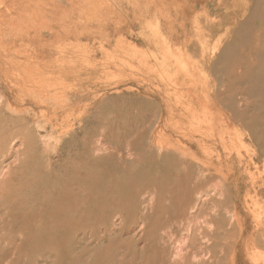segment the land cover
<instances>
[{
  "label": "rangeland",
  "instance_id": "374dc122",
  "mask_svg": "<svg viewBox=\"0 0 264 264\" xmlns=\"http://www.w3.org/2000/svg\"><path fill=\"white\" fill-rule=\"evenodd\" d=\"M0 1V44L4 53L15 54L22 60L34 51L38 55L46 54L40 59L37 57L42 64L47 58L59 57L64 46L70 48L68 52H75L73 45L81 40L78 50L82 49L85 56L77 64L83 67L87 61H93L97 69L93 77L80 86L82 91L78 94H84L81 97L68 94L66 101L59 105L60 109L59 106L40 104L26 97L19 99L17 95L12 96L10 89H15V78L10 80L13 85L9 79L0 83V134L6 136V140L20 136V132L29 136L23 152L0 183V264H66L73 254L69 251L75 248L82 253L83 264L100 262L90 260L93 257H108L109 264L110 259L113 264H126V214L137 217L140 196L157 186L162 196L156 209L158 227H168L167 217L178 215L180 219L186 211L184 208L187 206L182 208L178 202L183 188L192 191L204 187L216 190L217 194L221 193L223 202L219 194H215L218 198L211 196L214 206L209 203L210 209L214 207L213 213L209 205L193 210V218L198 222L195 225L201 226L203 223L200 220L203 219L213 220L210 216L213 214L218 217L217 221L221 218L230 231L234 224H231V216L227 214H234L237 225L235 222L236 226L226 235H219L223 236L222 240H217L220 242L219 254H226V257L223 256L225 264H234L233 250L237 253L236 264H242L239 257H242L245 241L251 264L264 263V0H249L259 3L262 22L244 28V31L251 29L254 36H243L241 46L235 43L240 47L236 56L227 54L225 61H222V51L217 47L232 36L234 18L241 16L238 12L249 3L247 0H181L183 8L178 7V1L175 4L167 2V5L164 0L162 11L166 25H155L158 15L152 12L149 16L140 10L138 16L142 13L140 18L145 17L147 23L135 25L132 29L125 23L126 0ZM93 4L108 7L102 10H108L106 15L111 18L112 27L104 30V37L109 41L83 33L74 42V30L81 27L95 29L96 25L91 22L86 26L75 23V18L84 17ZM182 12L187 14L182 15ZM165 26L169 28L165 30ZM65 28L67 35L61 31ZM60 31L61 36L58 34ZM256 31L263 33L260 40ZM147 38L153 42H148L152 46L144 51ZM120 41L126 47L120 45ZM116 42L124 48L115 51ZM133 44H136L135 53L138 54L136 51L139 50L140 59H148L150 72H156L157 79L149 80L145 73H135L131 69L137 62L132 59L135 53L129 46ZM113 52L129 56L124 68L116 64ZM107 57L110 59L107 60ZM33 59L29 61L31 66H38ZM47 62V68H53L55 61ZM47 68L44 75L50 70ZM4 71L3 74L6 73ZM254 73L256 78L252 79ZM72 81L67 78L65 85L73 84ZM187 87L193 92V97L196 93L199 95L194 100L200 97L203 106L209 102L203 101L207 94V100H211L214 109L219 111L218 117L225 128V140L222 139L225 145L216 136L210 138L207 135L209 131L203 127L200 132H195L192 128L179 125L184 118L183 104L186 100L193 101L192 96L187 99L179 94L180 91H187ZM91 90L95 100L88 96L87 92ZM157 96L172 103H168V107L173 108L171 114L165 105H159ZM178 99H181L180 103ZM8 100L16 111H23L26 116L16 120L9 111H5ZM258 108L260 111L256 110ZM67 111H74L73 117L72 112ZM167 116L169 121H173L168 124L172 126L176 122L175 129L167 127L163 119ZM151 125L153 135L169 134L179 144L185 142L181 138L182 129L192 135L193 141L204 140L212 162L203 170L193 164H185L186 168L182 170L184 163L175 157L158 159L152 154L147 156L144 145L150 136L148 128ZM0 149L6 150L5 144L0 145ZM191 151L201 154L194 147ZM218 155L220 157L216 159ZM218 168L223 170L224 176H211ZM155 178L159 180L157 186ZM153 223L152 227L156 225ZM97 242L100 245L96 246Z\"/></svg>",
  "mask_w": 264,
  "mask_h": 264
},
{
  "label": "bare ground",
  "instance_id": "6f19581e",
  "mask_svg": "<svg viewBox=\"0 0 264 264\" xmlns=\"http://www.w3.org/2000/svg\"><path fill=\"white\" fill-rule=\"evenodd\" d=\"M68 1H66V2H68ZM95 1L96 0H94V2ZM114 1H117V0H114ZM126 1H127L126 2V7L124 6V9L126 8V12H125V14H126V20L125 21L126 22L125 23L129 25L130 29L135 28L134 27L135 25H139V26L141 25L142 26V24L145 25L147 23V21H145V17H144V19L140 18L142 13L138 16V13L140 12V10H143V14H144V12L147 13L148 15L150 14L149 16H151L152 12L156 13V15H158V16L156 17V20H154L155 23H156L155 25L158 24L159 26H161V25H164V24L166 25L167 24V22L164 23V16H163V11H162L163 10L162 6H163V1L164 0H162V1H160V0H126ZM165 1H164V3H166V4H167V2L175 4L176 1H178V7L179 8H183L180 5V1L181 0H165ZM247 1H249V0H247ZM78 3H80V2H77V4ZM118 3H120V2H118ZM72 4H71V6H72ZM74 4L76 5V3H74ZM95 4H97V2ZM181 4H182V1H181ZM78 6H81V5H78ZM259 6L260 5H259L258 2L249 1V3L246 4L244 9L239 10L238 13L241 16L240 17L236 16L234 18L235 22H233V24H235V28L232 30L233 31L232 36H230V39H228L226 42H224V44H222L220 47L219 46L217 47L219 49V51H222V55L221 56H223V58H224V59H222V61L223 60L225 61V59H226L225 56L227 54H229L231 56H236L237 50L240 49L239 45L241 46V41L243 39V36L246 37V38H251V37L254 36V34L252 33L251 29L247 30V31H244V28L247 25H249V24H251V25L252 24H261L262 16H261V13H260V7ZM106 7H107V5H105V4L104 5L103 4H99V5H94L93 4L89 8L88 12L86 10L87 14L84 17L79 15L80 17L75 18V19H77L75 23L79 22L80 24H83L84 26H86L87 23L91 22V23H94L96 25V27H94L95 29L93 31H92V29L89 30L87 27H81L78 30H74V32L72 34L73 37L75 38L74 42H75V40H77L76 39L77 36L78 35H82L83 33L89 34V35L90 34H94V35L98 36L102 41H104V40H105V42L109 41L107 39V37H104L105 34H106L104 30L106 28H108V26L112 27V25H110L111 24V22H110L111 18L107 17L108 15H106V14H108V13L105 12V11H108V10H105V11L102 10V9H105ZM107 9H108V7H107ZM121 9H122V7H121ZM153 10H155V11H153ZM157 11L159 12V14H157ZM48 13H50V15H51V11H49ZM53 13L54 12H52V14ZM78 13H77V15H78ZM183 14L185 15L187 13H185V12L183 13L182 12V15ZM235 14H237V13H235ZM58 20L60 21V19H58ZM61 20H63V18ZM63 21L65 22V20H63ZM63 21H61V22H63ZM47 23H48V21H47ZM168 26H170V25H168ZM161 27H163V26H161ZM113 28H115V27H113ZM165 28H166V26H165ZM167 28H169V27H167ZM167 28L165 30H167ZM137 29H139V27ZM42 30H43V28H42ZM57 31H59V30L57 29ZM61 31H62L63 35L64 34L67 35V29L66 28L61 30ZM61 31H60V33H58V34H60V36H61ZM37 32H39V31H37ZM107 32L110 34L109 31H107ZM256 32H257L256 33L257 34V39L260 40V38L263 35V33L260 32V31H256ZM167 33H168V31L166 32V34ZM19 35H20V33H19ZM49 35L53 36L51 34H49ZM168 38L171 39L170 36ZM53 39H54V37H53ZM147 39H148V40H146L147 42L145 41V43H144V46L146 48L145 50L143 49L144 51H146L147 49L149 50L150 46H152V44H149V43L153 42L152 39L151 38H147ZM172 39H173V37H172ZM57 40L61 41L60 39H57ZM52 41H54V40H52ZM80 41H79V43H80ZM112 41H114V40H112ZM171 42H174V41L172 40ZM237 42L239 43V45L235 44ZM76 43L77 44L73 45L74 46V50L73 51H75V52H73V53L68 52V50L70 48H67V47L64 46L65 48L63 47L60 50V54L58 53L59 57H57V58L55 57L54 59L51 58V60L50 59L48 60V58H47V61H50V62H54L55 61V63H54V66H52L53 68L48 67V68H50V70L48 71V74H46V75H44V74L47 72V71H45V69L47 68V64L46 63H48V62L45 60L46 62H42V64H40L41 62L37 61V57H39V59H40V56L44 57L46 54L38 55L34 51V54H29V55L25 54L29 58L27 57V58H24V60H22V59L18 58V56L15 55V54L4 53L3 52L4 49L2 48V45L0 44V83H2V82L4 83V81H7L8 79L10 81V80H12L11 78H15V82H16V83H14L15 89L13 91L10 89L12 96L17 95L18 98L19 97H22V98L26 97V98H29L31 101L34 100V101H36L37 103H40V104H46V105L48 104V106L50 104V105H52L55 108L58 107L59 105L61 106L62 102L66 101L65 97L68 94L77 95L78 93H80V91H82L80 89V86H82L84 81H86V82L89 81L91 76L93 77V74L97 70L96 69V63H94L93 61L92 62H88L87 61L86 65H84L83 67L77 64V62H79L82 59V57L85 56V54H84V51L82 49L78 50V44L79 43H78V41H76ZM59 44H60V42H59ZM122 44H125V43L123 41L121 43V41H120V45H122ZM70 45H71V43H70ZM101 45L103 46V44H101ZM131 45H129V46L132 48V50L133 51L136 50V48H135L136 44H133L134 46H131ZM122 46L126 47V45H122ZM187 46H189V45H187ZM45 47H47V46H45ZM48 47H50V46H48ZM121 47H119L118 42H116L114 49H115V51L116 50H122V48H124V47H122V48ZM101 49H103V47ZM57 50H55V53H56ZM136 52H138V54H139V50L136 51ZM29 53H31V52H29ZM133 53H135V51ZM108 54L109 53H107L106 55L109 56ZM138 54L135 53L134 56L132 55V59L133 58L136 59L137 62H136V66L131 68V69L135 73H138V72L139 73H142V72L145 73L146 74L145 77H147L149 80H151V78L152 79H157L158 75L156 74V72H150L151 71V69H150L151 66L148 63V59H146V60L142 59L141 60L140 59L141 55H138ZM127 57H129V56L127 55ZM127 57L125 55H123V53L120 54V53H114L113 52V55H112V58L117 62L116 64L119 67H121V68H124V66L126 65V58ZM30 58L31 59L35 58L36 60L35 59H33V60L37 61L36 63H38V66H31L32 62H29L31 60ZM52 59L54 61H52ZM109 59H110V57H107V60H109ZM113 59H112V61H113ZM115 61H113V62H115ZM216 62H218V60ZM20 64L23 65V67H21ZM117 65L116 66L114 65V66L117 68L118 67ZM4 68H5V71H6L5 74H3ZM122 71H123V69H122ZM168 71H170V70H168ZM246 71L247 70H245L244 72H246ZM82 76H84V78ZM67 78L72 79L73 80L72 82H74V83L70 84V85H65V80H67ZM251 78L255 79L256 78V73H254V75H251ZM57 80L58 81L60 80V81L58 82ZM237 81L239 82V81H242V80H237ZM26 82H30V84H27ZM10 84L13 85V83H11V81H10ZM12 85H10V87ZM174 87H175V85H174ZM188 87H189V89H191L190 86H188ZM188 87L186 88L187 91H180L179 92V94L182 97H186L187 99L189 97H191L192 93H193L192 91H188ZM8 88H9V86H8ZM192 89H193L194 92L196 91L195 88H192ZM87 93H88V96H90L89 98H91V99L95 98L94 92L92 90L88 91ZM83 94H84V92H83ZM83 94H78L77 97L78 96L81 97ZM193 95H195V93ZM196 95H198V94L196 93ZM196 95L194 97H196ZM202 96H203V94H202ZM206 96H207V94H205V98L203 97L204 103H205V100L209 101V102H207L206 106H203V104H201L202 101L200 102V97H199V99L197 98L196 100H194L193 96H192L193 101L192 100L188 101V100L185 99L186 100V101L184 100L185 103L184 102H183L184 104L181 103V104H183V107H182V113L183 114L182 115H184V118L182 119L181 122H179L180 123L179 125H183V128H186V129L187 128H192L193 131H195V132L197 130L199 131V129H201V127H203L204 129H207L209 131V134H207V133L206 134L210 135V138L216 136L220 140L222 145H225V143H223L224 140H225V136H224L225 128L222 125V123L220 122V118L218 117V112L219 111L214 109V107L212 106L213 102H210L211 100H207ZM159 97L160 96L156 97V99H158V101H160L159 105L161 107H162V105H165L166 106V110L168 112H170V114H171L172 113L171 111L173 110V108L168 107L169 106L168 103H170V102L168 100L167 101L163 100V99H161V97L160 98ZM246 98H247V96H246ZM76 99L78 100V98H76ZM94 100H92V101H94ZM131 100H132V98H131ZM87 101H89V100H87ZM179 101H181V99H178L177 102L180 103ZM244 103H246V101ZM75 104H78V102L75 103ZM170 104H172V103H170ZM60 106H59V109H60ZM53 107H52V109H54ZM66 107H67V105H66ZM61 109H62V107H61ZM256 110H259V108L256 109ZM5 111H9V113H11V115L13 117H15L16 120H18L19 118H22L23 116L24 117L26 116L23 111H16L14 109V106L13 107L11 106V102L9 100L7 101V105L5 107ZM38 112H41V111H38ZM67 112H72V111H67ZM81 112H83V111H81ZM44 113H46V112L44 111ZM73 113H74V111L72 112V116L71 117H73ZM1 114L2 113H0V121H1V117H2ZM64 114H66V112H64ZM64 114H63V116H65ZM78 114H80V113H78ZM86 118L87 117H85V119ZM163 119L166 120V125H167L168 128H171V127H173V129L176 128L175 127L176 125L174 126V124H176V122H174V124H172V126L170 124H168L170 122H173V121H169L168 116H167V118L164 117ZM59 120L61 121V119H59ZM73 120H74V118H73ZM73 120H72L71 123H73ZM155 120L159 121V118H155ZM56 121H58V120H56ZM60 121H58V122H60ZM67 121H68V119H67ZM78 124H80V123L78 122ZM35 126H36V123H35ZM160 126H161V124H160ZM60 127H62V126H60ZM152 127L153 126L151 125L148 128L149 132L150 131L151 132L149 133L150 136L148 138V141L146 140V144L144 145V148L146 147V149L144 150V153L147 156H150L152 154L155 157H157L158 159H160V158L163 159V158H167V157H175L176 159L181 161V163H184L182 170H185L186 165H191V164H193L197 168L203 170V169L207 168L208 164H210L212 162V156H211V154L209 155V153L207 152L208 149H207V147L205 145L204 140H201L202 142L193 141L192 140V135H190L188 132H185L182 129L183 135L181 136V138L184 139L185 142L179 144L176 140H173V138L171 139V137L168 136L169 134L168 135H164V134L161 133L159 136L156 135V134L153 135V130H152L153 128ZM37 128H39V127H37ZM173 129L171 128V130H173ZM203 131H205V130H203ZM157 133L159 134L158 131H157ZM53 134H54V132H53ZM173 135H174V133H173ZM200 135H202V134H200ZM4 137H6V136L2 135V133H1L0 134V145L5 144L6 150L0 149V183L3 180H5V178L8 175L10 169L13 167L15 161L19 158L20 153L23 152V150H24V148H25V146L27 144L26 141L29 138L28 133H26V132H20V136H18V137L14 136L13 138H11L9 140L8 139L6 140ZM204 137L207 138V136H203L202 138H204ZM45 138H47V137H45ZM222 139H224V140H222ZM56 140H58V139H56ZM75 144H77V143H75ZM97 146H98V144H97ZM192 147L197 148V150H199V152L201 154L199 155L197 152H193L194 150L191 151ZM203 149H204V151H203ZM231 149H233V148H231ZM95 154L96 153H94V155ZM236 154L238 155V152ZM196 155H198V156H196ZM219 155L216 157V159H218L221 156V155L220 156ZM99 157H101V156H99ZM129 157H127V158L129 159ZM130 161H131V158H130ZM119 166H120V164H119ZM222 171L223 170L218 168V169H215V171H214V173L212 175L211 174H209V175H211V176H213V175L224 176V173L222 174ZM182 172L183 171H181L180 173H182ZM184 176H186V174H184ZM200 177L204 178L205 176L204 175H200ZM158 183H159V180L156 179V185L155 186H157ZM157 187L153 188L150 191H147V192L143 193L140 196V198L138 200L139 201L140 213H139V215L137 217L134 214H126V251H127V253H126V264H225V260H224L223 256H225L226 254L225 255L219 254V252H220L219 243L220 242H218L217 240L218 239L222 240L223 236H219V235H223V234L226 235L227 233H229L237 225L238 222L235 221V219L237 220V218H235V215L234 214L230 215L229 213L227 214V215L231 216V219H230L231 224L232 225L234 224V226L231 225L232 228H230L231 229L230 231L226 229V224L223 223V220L222 221L220 220L221 218H219V220L217 221L216 219L218 217L217 216L214 217L213 214H211V213H210L211 214L210 216H212L213 220H209V219L200 220L203 223V224H201V226H196L195 224H197L198 222L196 223V221L193 218V210H197V209H200L202 207H206V206L209 205V203L212 204L211 203L212 202L211 201L212 200L211 196H214L215 194L216 195L219 194L218 197H219V199H221L220 198V196H221L220 194L221 193L217 194L216 190L206 189L205 187L204 188H200V189H198L196 191H192L189 188H183V190H182V192H181V194H180V196L178 198V202L181 203L180 206L182 208H184V205L187 206L186 207L187 209L184 208L186 211L183 212L184 214L182 216H180L181 217L180 219L178 218V215H171L170 217H167L166 219H168L167 223L169 225H168V227L162 229L163 227L161 225L159 227L157 226V223L159 221H158V214L156 212V209H157V207H158V205H159V203L161 201V198H162L160 189H158ZM122 189H124V188H122ZM236 195H237V193H236ZM222 198H224V197H222ZM1 200H2V195H0V201ZM221 201L223 202L222 199H221ZM212 205H211V207H212ZM212 208L214 209V207H212ZM209 209H210V205H209ZM213 209L211 210V212L213 211ZM225 213H227V210L225 211ZM196 219H198V218H196ZM153 221L156 223V225L154 227H152V225L154 224ZM130 222H131V224L127 225V223H130ZM235 222H236V225H235ZM245 242L243 244V246H244L243 247V251H244V256H245V260H246L245 262H246V264H251L250 259H249L251 256L249 255L250 257H247L248 251H247V247H246ZM101 244H102V242H101ZM97 245H100V243L97 242L96 246ZM73 248H75V247H73ZM233 251H234L233 252L234 253L233 254V262H234V264H236L237 253H236L235 250H233ZM69 254H72V255L69 256L68 260H66V262H65L66 264H83L81 262L82 261V259H81L82 258L81 257L82 253L80 251H77L76 248L74 250H72V251L70 250ZM255 254H256V251H255ZM84 258H85V256H84ZM230 258H231V256H230ZM138 259H139V262L137 263ZM90 260H94V261L98 260V261H100V262H97V263L94 262L93 264H95V263L96 264H109L107 262L108 261V257L101 258V259H97V257H93V258H90ZM109 262H110V264H113L111 262V259L109 260ZM261 264H264V263L261 262Z\"/></svg>",
  "mask_w": 264,
  "mask_h": 264
},
{
  "label": "crops",
  "instance_id": "0c3cea01",
  "mask_svg": "<svg viewBox=\"0 0 264 264\" xmlns=\"http://www.w3.org/2000/svg\"><path fill=\"white\" fill-rule=\"evenodd\" d=\"M241 252H242V257L240 256L239 258H240V260H241V263L242 264H246V260H245V256H244V251H243V247H242V250H241Z\"/></svg>",
  "mask_w": 264,
  "mask_h": 264
}]
</instances>
